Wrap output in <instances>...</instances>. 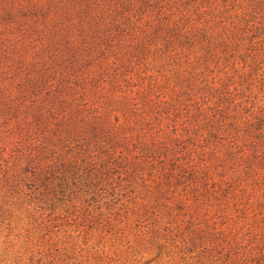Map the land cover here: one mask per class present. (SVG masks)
Here are the masks:
<instances>
[{
	"label": "rangeland",
	"instance_id": "rangeland-1",
	"mask_svg": "<svg viewBox=\"0 0 264 264\" xmlns=\"http://www.w3.org/2000/svg\"><path fill=\"white\" fill-rule=\"evenodd\" d=\"M0 264H264V0H0Z\"/></svg>",
	"mask_w": 264,
	"mask_h": 264
}]
</instances>
